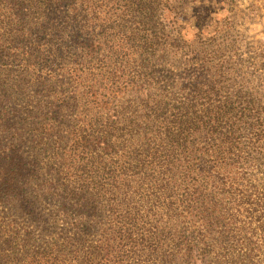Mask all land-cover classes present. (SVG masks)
Returning a JSON list of instances; mask_svg holds the SVG:
<instances>
[{
    "label": "trees",
    "instance_id": "obj_1",
    "mask_svg": "<svg viewBox=\"0 0 264 264\" xmlns=\"http://www.w3.org/2000/svg\"><path fill=\"white\" fill-rule=\"evenodd\" d=\"M176 1L0 0V264H264V91Z\"/></svg>",
    "mask_w": 264,
    "mask_h": 264
},
{
    "label": "rangeland",
    "instance_id": "obj_2",
    "mask_svg": "<svg viewBox=\"0 0 264 264\" xmlns=\"http://www.w3.org/2000/svg\"><path fill=\"white\" fill-rule=\"evenodd\" d=\"M171 12L185 41L194 46L200 35L230 60L231 75L264 91V0H177Z\"/></svg>",
    "mask_w": 264,
    "mask_h": 264
}]
</instances>
